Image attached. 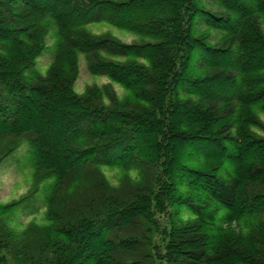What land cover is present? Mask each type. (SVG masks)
I'll return each mask as SVG.
<instances>
[{
	"label": "trees",
	"instance_id": "trees-1",
	"mask_svg": "<svg viewBox=\"0 0 264 264\" xmlns=\"http://www.w3.org/2000/svg\"><path fill=\"white\" fill-rule=\"evenodd\" d=\"M19 1L0 0V92L10 86V93L15 92L16 97L15 117L7 127L2 126L0 113V133L12 129L34 133L35 162L42 161L40 166H45L57 181L80 166L81 175L91 181L97 174L103 186V176L86 168L112 165L114 161L91 157L95 149H83L78 161L66 133L73 131L85 110H89L83 108L82 102L99 99L95 92L83 100L72 93L78 54L88 56L91 72H103L148 104L151 98L144 88L153 86L157 78L151 72L161 69L159 77L166 79L174 58L181 52L183 68L194 57L193 51L199 52L194 71L201 74L190 75L191 81L181 88L189 97L180 101L176 92L166 107V115L170 114L169 138L161 154L165 202L184 205L194 211V216L177 221L171 228L164 258L168 264H264V141L249 132L257 124L258 113H264V32L258 22L264 18V0H248L246 4L216 0L221 11L236 16L235 23L215 16L200 0H21L22 4H17ZM48 18L54 20L59 31L56 56L46 77L32 78L25 73L42 51L39 38L47 30ZM201 21L210 30L219 31V44L209 45L206 31L197 29ZM92 22H105L152 43L124 45L107 36H94L85 29ZM104 54L126 62L143 60L146 65L106 61L101 58ZM211 69L218 71L206 74ZM186 76L182 71L173 74V92ZM73 106L80 112L71 122ZM89 107L92 110L87 114L98 117L95 105ZM105 113L104 120L87 134L93 140L100 137L101 144L109 133L128 124L113 112ZM58 123L66 129L52 127ZM141 140L134 155L128 153L116 164L143 162L147 178L151 181L154 177V182L159 143L149 150L146 145L153 147L152 139ZM182 186L183 192H179ZM147 198L141 194L136 196V202L108 210V221L116 220L120 232H124L143 217ZM51 202L49 198L48 211ZM243 217L250 225L246 230L242 229ZM61 223L42 229L37 253H29L25 247L17 249L5 238L0 264H7L5 257L15 260L14 264H140L149 257L140 256L133 245L136 239L119 240L118 246L103 239L107 228L96 235L91 232L92 223L83 228ZM79 237L90 245L74 249L71 241ZM118 255L128 257V261L116 262Z\"/></svg>",
	"mask_w": 264,
	"mask_h": 264
},
{
	"label": "rangeland",
	"instance_id": "rangeland-1",
	"mask_svg": "<svg viewBox=\"0 0 264 264\" xmlns=\"http://www.w3.org/2000/svg\"><path fill=\"white\" fill-rule=\"evenodd\" d=\"M107 1L119 3L124 0ZM200 1L201 5L206 6L205 8L215 16H222V18L228 19L230 23H235L236 16L221 11L215 2L216 0ZM238 1L246 4L248 0ZM17 4H22V1L20 0ZM48 19L47 30L39 38L41 41L39 47L42 48V51L34 60L32 67L25 73V75L32 78L34 76L46 77L56 56L59 31L54 20L52 18ZM258 22L259 28L264 32V18ZM85 29L94 36H107L124 45L152 43L150 39L110 26L105 22H92ZM197 29L206 31L205 35L209 36L211 47L219 44L216 42L220 36L218 30H210L204 22ZM108 48L110 47L108 46ZM193 52L194 57L188 60L185 68L182 67L185 61L179 58L184 52H181L178 58H174L175 64L171 72L169 70L166 79L161 80L159 77L160 68L159 71L151 72V75H155L157 78L153 86L144 88L149 93L148 98H151L148 104L140 100L134 91H128L123 85L112 81L103 72L95 74L91 72L88 56L78 54L75 61L76 77L71 87L72 93L83 100L89 93L95 92L99 99L91 103L82 102L83 108L86 107L89 110H85L83 113L85 116L81 117L80 122L78 121L73 127V131L67 130L66 133L68 138H71L69 148L74 151L73 157L77 158L78 161H80L78 156L83 153V149H95L91 157L94 156L95 159H100L99 161L103 159L114 161L112 165L100 164L98 167L88 165L89 167L86 168L91 170L93 174L97 172L103 176L104 187L101 186L102 183L99 185L100 181L97 179V174H94L96 179L93 178V175L91 177V181H95L93 183L84 175H81L83 168L80 166L76 170H72L73 172L70 171L71 173L67 174L64 180L57 181L45 166H40L43 163L42 161H39V164H37V161L35 162L34 157L37 149H35L36 135L34 133L20 129L3 130L0 133V260L4 254L1 246L5 238H8L12 246L17 249L25 247L29 249V253H37L42 243V229L57 227L58 223L62 222L61 224L65 227L76 226L77 228H83L82 225L92 223L91 232L96 235L99 230L105 232L107 228L108 234L102 238L118 246L119 240L136 239L137 242L133 245L142 254L140 256L149 255L140 264H168L164 258V253L169 246L171 228L177 224V221L184 222L192 218L194 211L184 205L172 206V204L165 202L167 191L165 189V176L162 174L164 159L161 158V154L166 139L169 138L167 123L170 122V114L166 115V107L168 101L176 95V92L180 101L187 99L189 95L186 92L183 93L181 88L191 81L190 75L196 74L199 76L201 74L199 71H194L198 66L196 60L199 52ZM101 58L115 63L129 62L146 65L143 60H128L126 62L123 58L105 54ZM222 59L228 61L227 57H222ZM180 71L187 76L180 83L178 90L173 92L172 89H175L173 74L180 73ZM217 71L211 69L206 74ZM168 81L171 83H168ZM31 85L33 86L35 83L31 82ZM8 87L4 86L0 92V113L3 115V127H7L15 117L16 97L13 95L15 92L11 94L10 86ZM89 105H95L99 111H96L98 117L87 114L88 111L92 110ZM76 109L77 107L74 106L71 108L73 113V117L70 119L71 122L76 120L75 116L79 111ZM105 112H113L118 117L125 118L128 124L117 128L113 133H109V137L104 138L102 144L109 143L111 139L113 142L101 146L100 137L93 140L94 137L90 138L87 134L94 127L93 125L102 119L104 120ZM55 125L52 127L57 129L58 126H61L64 130L66 129L65 126L59 123ZM143 131L145 134H143ZM249 132L254 135V138L264 141V113H258L257 124L249 129ZM142 137H144V141L152 139L153 143L151 144L153 147L146 145L149 150L154 148V143H159L157 151L160 157L157 159L154 182L152 174L150 175L151 181L147 178L148 169L143 167V162H129L128 166L116 164L120 157L128 153L134 155L133 151L141 144ZM49 158L51 159V154ZM78 163L75 162V165ZM44 164L46 165V163ZM223 180L225 182L230 181L228 179ZM55 184L57 185L56 188ZM179 189L181 190L179 192H183V186ZM141 194L148 197L144 202L145 204H143L147 210L142 215L143 217H138L137 222L127 226L124 232H120L119 226L115 223L116 220L115 222L108 221L110 217L106 215V212L115 209L117 205L124 206L126 203L136 202V196ZM49 198L52 202L48 211L47 200ZM137 204L142 203L138 202ZM4 209H9V211L6 212ZM57 217L58 220H55ZM243 220L242 229L246 230V226L250 225L247 224L246 217H243ZM71 242L74 249L78 250L84 249L85 245H90L86 244V239L82 240L80 237ZM5 261L7 264L15 263V260L11 257H5ZM115 261L119 263L126 262L128 257L118 255L115 257Z\"/></svg>",
	"mask_w": 264,
	"mask_h": 264
}]
</instances>
